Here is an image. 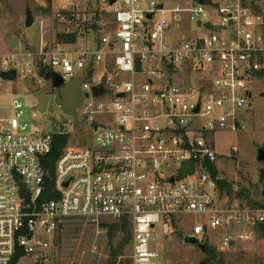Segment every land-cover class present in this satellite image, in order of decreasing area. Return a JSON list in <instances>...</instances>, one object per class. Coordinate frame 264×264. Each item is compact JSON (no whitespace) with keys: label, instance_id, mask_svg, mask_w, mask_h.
Instances as JSON below:
<instances>
[{"label":"built area","instance_id":"1","mask_svg":"<svg viewBox=\"0 0 264 264\" xmlns=\"http://www.w3.org/2000/svg\"><path fill=\"white\" fill-rule=\"evenodd\" d=\"M143 1L63 0L57 15L75 43L0 57V71L18 77L20 68L65 84L86 75L78 111L87 126L82 145L63 148L50 186L43 158L55 135L71 133L29 131L21 101L0 105V264H46L60 226L76 220H127L133 264H157V226L173 233L188 215L208 219L194 226L200 243L223 230L220 253L253 241L264 223V209L224 203L208 169L214 135L245 127L251 86L264 80V0ZM184 163L195 173L177 180Z\"/></svg>","mask_w":264,"mask_h":264},{"label":"rangeland","instance_id":"2","mask_svg":"<svg viewBox=\"0 0 264 264\" xmlns=\"http://www.w3.org/2000/svg\"><path fill=\"white\" fill-rule=\"evenodd\" d=\"M151 1L157 0H144L138 7L148 8ZM62 2L63 0H0V57L20 50L39 52L44 46L53 45L56 34L72 29L67 24H62L57 15ZM28 9L35 19L31 28L26 26ZM93 13L94 25L99 20V11L91 12L90 15ZM93 30L96 34L97 30ZM93 32L89 33L92 38ZM31 74L32 72H27V68H20V77L0 88V105L9 106L17 99L23 104L21 121L28 125L29 131L53 133L65 129L71 133L69 140L72 144L82 145L86 141L84 137L87 132L82 110L75 116H68L51 101L46 113L38 112L35 108L36 99L28 90L26 79L34 80L46 93L50 92L51 85L50 82L44 83L42 78H29ZM251 89L254 97L251 100L252 108L246 109L245 127L214 135L218 156L214 167L217 170L216 178L224 182L223 186H219L224 203L237 204L242 208L264 209V176L261 174L264 162L257 160V145L264 146V80L252 85ZM4 111L7 110L1 112ZM8 113L11 114L10 111ZM113 223L111 219L98 222L70 221L54 236L47 251L46 264H133L131 241L126 242L124 234L118 232L110 244L108 230L102 228V224ZM207 223L206 217L192 214L180 218L173 233L165 234L163 226H157L152 243V247L160 253L157 264H213L208 262L210 256L207 253L183 242V234L192 236L196 224ZM222 235V229H209L207 232L206 243L211 248L209 250H213L210 254L216 260L224 264H264V234L258 228L253 241L243 242L234 250L220 253ZM204 237L201 235L199 238L203 240ZM111 247L122 252V256L116 261ZM29 263L30 261L23 262Z\"/></svg>","mask_w":264,"mask_h":264},{"label":"water","instance_id":"3","mask_svg":"<svg viewBox=\"0 0 264 264\" xmlns=\"http://www.w3.org/2000/svg\"><path fill=\"white\" fill-rule=\"evenodd\" d=\"M113 3V2H112ZM162 6H160L161 8ZM35 23L33 13L30 9L26 12V26L31 28ZM207 27L210 28L211 24L208 23ZM41 78H44L45 81H51L55 88H58V93L55 97V104L60 108V110L68 116H75L80 107L81 102L84 100L85 96L81 92V85L86 79V75L79 76L70 82H64L62 76L57 72H50L42 69L40 72ZM0 78L7 82H14L18 79V72L16 69L9 70L7 72L0 71ZM28 83V90L32 93L33 97L36 99V110L40 113H46L50 104V97L44 92L40 85L36 84L34 80L26 79ZM93 92L95 95H103L106 90L103 87H93ZM252 99V94H250ZM252 105V104H250ZM257 160L259 162H264V146L257 145ZM195 169L192 164L184 163L180 174L177 177V180L185 179L189 175H193ZM262 176H264V170H262ZM175 178L171 179V182L174 183ZM183 242L187 245H191L199 248L202 253H206V245L200 243L196 236H188L183 234ZM200 264H207L202 262Z\"/></svg>","mask_w":264,"mask_h":264},{"label":"trees","instance_id":"4","mask_svg":"<svg viewBox=\"0 0 264 264\" xmlns=\"http://www.w3.org/2000/svg\"><path fill=\"white\" fill-rule=\"evenodd\" d=\"M95 29H97V27H95ZM77 39H78L77 34H75V33L66 34L65 31H62V32H59L58 34H56V40L55 41L72 44V43H75L77 41ZM69 139H70L69 135H59V134L55 135L52 153L43 158V163L51 174L50 186H53V178L55 175L54 173H55L56 161L59 158V156L61 155L63 148L69 142ZM214 165L215 164H208V169L211 172L212 176L215 179H217L216 178L217 170L214 167ZM223 184H224V182H222L221 180H218V186H220V185L223 186ZM46 199H50V198L47 197V195H43L41 198L42 201L46 200ZM65 225L60 226V230L58 231V233H60L63 230ZM102 228L108 230V238H109L110 244H112L113 239L115 238V236L118 232H121L124 234V237H125L124 240L126 242H130L132 240L131 228H130V225H129L127 220H124L122 222H114L111 225L102 224ZM257 228L259 231H261L262 234H264V223L258 224ZM205 245H206V249H207L206 253L210 256L208 259V262L213 263V264H224L222 261L216 260V258L213 257V254H210V251L213 252V250H209L211 248L207 243H205ZM111 251H112V255L115 258V261L118 257L122 256V254H121L122 252H120L117 249L115 250L114 247H111ZM12 264H19V256H16V258Z\"/></svg>","mask_w":264,"mask_h":264},{"label":"flooded vegetation","instance_id":"5","mask_svg":"<svg viewBox=\"0 0 264 264\" xmlns=\"http://www.w3.org/2000/svg\"><path fill=\"white\" fill-rule=\"evenodd\" d=\"M42 79H43L44 83H45V82H50V85H51V87H50V92L47 93V95L50 97V102H51V101L54 102L55 97H56V95H57V93H58V88H55V87L53 86V83H52L51 81H45L44 78H42ZM44 83H43V84H44Z\"/></svg>","mask_w":264,"mask_h":264},{"label":"crops","instance_id":"6","mask_svg":"<svg viewBox=\"0 0 264 264\" xmlns=\"http://www.w3.org/2000/svg\"><path fill=\"white\" fill-rule=\"evenodd\" d=\"M106 16H107V15H106ZM106 16H105V17H106ZM107 17H109V16H107ZM110 19H111V18H110ZM87 37H88V39H90V40H92V39H93L92 37H90V36H89V34H88V36H87ZM40 72H41V71H40ZM40 72H39V78H41V76H40ZM32 75H33V73L30 75V77H29V78H32V77H33ZM225 201H226V200H225Z\"/></svg>","mask_w":264,"mask_h":264}]
</instances>
